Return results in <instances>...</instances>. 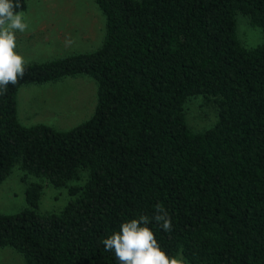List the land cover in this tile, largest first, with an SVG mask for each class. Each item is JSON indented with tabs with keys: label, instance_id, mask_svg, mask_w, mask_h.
<instances>
[{
	"label": "trees",
	"instance_id": "trees-1",
	"mask_svg": "<svg viewBox=\"0 0 264 264\" xmlns=\"http://www.w3.org/2000/svg\"><path fill=\"white\" fill-rule=\"evenodd\" d=\"M94 1L101 44L29 62L0 96V182L15 165L38 177L26 206L0 211V246L26 264H119L101 241L159 205L172 230L148 226L170 257L264 264V0ZM237 13L260 28L259 43L239 39ZM79 73L97 83L87 119L20 122L22 84ZM197 95L217 108L201 128L186 114ZM44 179L67 187L58 211L38 210Z\"/></svg>",
	"mask_w": 264,
	"mask_h": 264
},
{
	"label": "rangeland",
	"instance_id": "rangeland-1",
	"mask_svg": "<svg viewBox=\"0 0 264 264\" xmlns=\"http://www.w3.org/2000/svg\"><path fill=\"white\" fill-rule=\"evenodd\" d=\"M20 12L24 13L25 22L29 24L26 32H31V36L23 35L17 40V52L29 62L69 52L90 51L103 40L105 19L94 0H27V7ZM236 19L238 37L245 45L261 41L258 26L252 25L242 13H237ZM51 21L54 23L52 28L40 26ZM69 26L70 29H67ZM64 29L71 32L70 39L65 38ZM47 32L51 35L50 40H45ZM96 96L97 83L87 74L66 75L43 83H25L17 92V114L25 125L45 122L67 129L93 113ZM216 112V104L202 95L193 96L186 104L187 121L194 128L210 125L216 119ZM37 179L17 165L13 166L0 182V211L15 212L26 206V185ZM69 198L67 187H56L44 179L38 210L58 211ZM176 257H182L184 264H199L187 261L181 253ZM0 264L26 263L17 249L0 246Z\"/></svg>",
	"mask_w": 264,
	"mask_h": 264
},
{
	"label": "clouds",
	"instance_id": "clouds-1",
	"mask_svg": "<svg viewBox=\"0 0 264 264\" xmlns=\"http://www.w3.org/2000/svg\"><path fill=\"white\" fill-rule=\"evenodd\" d=\"M21 7L20 0H0V96L6 95L10 84L15 86L23 79L29 63L17 52L16 32L24 33L29 29L24 13L17 11ZM150 219L164 231L173 228L171 216L157 205L153 217L142 215L124 222L118 231L103 239L104 250L114 252L119 264H184L182 257H170L162 250L148 226Z\"/></svg>",
	"mask_w": 264,
	"mask_h": 264
},
{
	"label": "crops",
	"instance_id": "crops-1",
	"mask_svg": "<svg viewBox=\"0 0 264 264\" xmlns=\"http://www.w3.org/2000/svg\"><path fill=\"white\" fill-rule=\"evenodd\" d=\"M51 25L54 26L53 21H51L50 23L49 22L42 23L40 26L52 28ZM67 29H70V26ZM67 29H64L65 38L70 39L71 36H69V35L71 34V32H69ZM23 35L31 36V32H24V33L16 32V38H17V40H20ZM59 36H61V35H59ZM50 39H51V35H49V32H47L46 35H45V40H50ZM76 52H80V51H76ZM69 53H74V52H69ZM69 53H66V54H69ZM63 55H65V54H63ZM59 56H62V55H59ZM54 57H58V56L48 57L46 59H50V58H54ZM46 59H44V60H46Z\"/></svg>",
	"mask_w": 264,
	"mask_h": 264
}]
</instances>
